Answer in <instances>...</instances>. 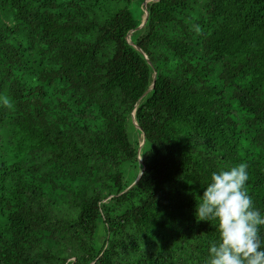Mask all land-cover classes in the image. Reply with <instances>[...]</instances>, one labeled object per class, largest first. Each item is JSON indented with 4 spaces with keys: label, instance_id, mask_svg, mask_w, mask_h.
I'll return each instance as SVG.
<instances>
[{
    "label": "trees",
    "instance_id": "trees-1",
    "mask_svg": "<svg viewBox=\"0 0 264 264\" xmlns=\"http://www.w3.org/2000/svg\"><path fill=\"white\" fill-rule=\"evenodd\" d=\"M133 1L0 0V264H206L240 163L264 212V0Z\"/></svg>",
    "mask_w": 264,
    "mask_h": 264
},
{
    "label": "clouds",
    "instance_id": "clouds-1",
    "mask_svg": "<svg viewBox=\"0 0 264 264\" xmlns=\"http://www.w3.org/2000/svg\"><path fill=\"white\" fill-rule=\"evenodd\" d=\"M247 164L211 174L198 197L195 216L214 221L219 240L208 249L206 264H264V212L258 210L246 187Z\"/></svg>",
    "mask_w": 264,
    "mask_h": 264
},
{
    "label": "water",
    "instance_id": "water-1",
    "mask_svg": "<svg viewBox=\"0 0 264 264\" xmlns=\"http://www.w3.org/2000/svg\"><path fill=\"white\" fill-rule=\"evenodd\" d=\"M146 1H147V0H145L143 3H145ZM154 1H155V0H154ZM148 10H149V8H148V9H145V14H144L143 20H142V22L136 27V29L142 27V26L145 24V22H146V20H147V16H148ZM127 40L131 43V41H130V39H129V35L127 36ZM136 48H138V47L136 46ZM138 49H139V48H138ZM151 87H152V85L149 86V88L144 92V94L147 93V91H148ZM131 117H132V121H133L134 125H135L136 127H138V124H137L136 121H135V118H134L133 113H132ZM143 141H144V137H143V139H142V141H141V143H140V146L142 145ZM139 160H141V159H140V156H139ZM142 170H143V169H142ZM142 170L140 171V173L138 174V176L136 177V179H135V180H134V181H133V182H132L127 188L131 187L132 185H134V184L137 182V180L140 178V176H141V174H142Z\"/></svg>",
    "mask_w": 264,
    "mask_h": 264
},
{
    "label": "rangeland",
    "instance_id": "rangeland-1",
    "mask_svg": "<svg viewBox=\"0 0 264 264\" xmlns=\"http://www.w3.org/2000/svg\"><path fill=\"white\" fill-rule=\"evenodd\" d=\"M131 8H132L134 17L136 19H138L140 17V3H139V1L138 0L133 1Z\"/></svg>",
    "mask_w": 264,
    "mask_h": 264
},
{
    "label": "bare ground",
    "instance_id": "bare-ground-1",
    "mask_svg": "<svg viewBox=\"0 0 264 264\" xmlns=\"http://www.w3.org/2000/svg\"><path fill=\"white\" fill-rule=\"evenodd\" d=\"M146 8V7H145Z\"/></svg>",
    "mask_w": 264,
    "mask_h": 264
}]
</instances>
